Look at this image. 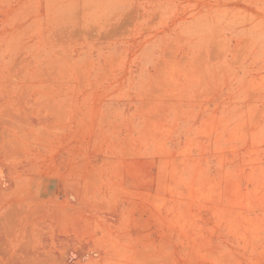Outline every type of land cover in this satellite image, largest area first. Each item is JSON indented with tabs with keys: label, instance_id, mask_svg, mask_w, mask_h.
Masks as SVG:
<instances>
[{
	"label": "rangeland",
	"instance_id": "rangeland-1",
	"mask_svg": "<svg viewBox=\"0 0 264 264\" xmlns=\"http://www.w3.org/2000/svg\"><path fill=\"white\" fill-rule=\"evenodd\" d=\"M0 264H264V0H0Z\"/></svg>",
	"mask_w": 264,
	"mask_h": 264
}]
</instances>
